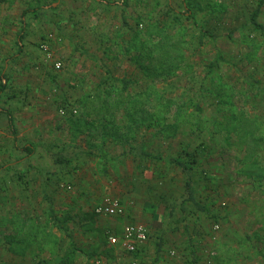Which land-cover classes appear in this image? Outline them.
Wrapping results in <instances>:
<instances>
[{
  "label": "rangeland",
  "instance_id": "1",
  "mask_svg": "<svg viewBox=\"0 0 264 264\" xmlns=\"http://www.w3.org/2000/svg\"><path fill=\"white\" fill-rule=\"evenodd\" d=\"M260 1L70 0L59 15L48 10L43 28L26 30L20 51L8 41L21 30L0 23V39L6 40L0 44V81L14 109L45 103L38 105L50 111V145L69 141L89 150L76 159L72 178L52 179L50 216L59 212L68 216V227L85 229L72 216L78 200L97 204L96 193L90 195L99 182L94 174L86 189L79 169L86 179L98 171V156L112 165L108 149L144 152L150 155L139 156L144 184L167 194L160 202L150 196L149 206L156 238L172 236L164 253L174 251L177 264L194 258V264H264V4L257 18L262 29L250 23ZM169 8L182 17L175 21ZM46 36L50 60L40 48ZM107 72L132 85L115 89ZM35 88L41 98L29 96ZM65 102L76 115H60ZM54 147L50 156L63 153ZM184 152L194 156L190 178L209 213L190 204L177 207L186 176L168 160ZM50 238L51 246L55 238L58 243L54 234Z\"/></svg>",
  "mask_w": 264,
  "mask_h": 264
},
{
  "label": "crops",
  "instance_id": "2",
  "mask_svg": "<svg viewBox=\"0 0 264 264\" xmlns=\"http://www.w3.org/2000/svg\"><path fill=\"white\" fill-rule=\"evenodd\" d=\"M63 3L70 4V0H1L0 23L12 26L13 32L21 30L17 39H10L8 44L17 43L18 50L22 48L26 30L43 28V20L48 21V10L55 16L59 15L60 10L63 11ZM69 13H72L71 10ZM57 28L61 29V24ZM20 34H23L22 40ZM5 42V39H0V44ZM48 42L50 44L51 38ZM30 70L33 71L32 68ZM0 82L6 84L4 79ZM6 90V86L2 90L0 88V264H131L133 260L137 264H177L178 257L164 253V249H169L173 244L172 236H164L161 242L160 238H156L159 236L158 230L151 225L155 216L149 210L152 205L150 196L157 197L160 202L161 197L167 194L156 192L148 182L144 184L147 178H142L139 160L142 152H124L126 149L116 154L117 151L111 149L110 152L108 149L110 157L115 160L112 165L109 159L98 156L101 160L96 162L98 171L91 170L86 179L84 169H79V178L88 181L84 183L86 189L90 187L89 182L94 174V179L99 182V190L92 188L90 195L92 197L96 193L92 198L97 204L94 206L85 199L78 200L72 216L74 220L82 219L85 229L73 230L68 227V216L59 212L50 216L47 196L50 190H54L50 185L52 179L65 178L68 181L72 178L73 168L77 166L76 159L85 153L83 151L89 150L84 144L69 141L66 145L63 141L50 145L46 133L50 119L48 106L38 105L45 103L35 100L23 109H14L11 94H7ZM40 93L35 88L28 94L31 98H41ZM8 139H11L10 145L5 149V140ZM53 146H58L54 147L55 150L63 153L50 156V147ZM106 152L103 149V153ZM67 165L68 168L64 170ZM99 173L112 176L106 179ZM105 197L119 199L125 209L124 215L95 216L94 208ZM66 203L70 205L71 201ZM162 205L166 207V204ZM121 224L122 230L119 227ZM128 224L145 226L150 236L140 244L134 256L125 253L120 245H110L108 238L103 239V235L107 234L120 237L123 227ZM50 232L58 240L57 243L55 238L52 246ZM51 255H54V259Z\"/></svg>",
  "mask_w": 264,
  "mask_h": 264
},
{
  "label": "built area",
  "instance_id": "3",
  "mask_svg": "<svg viewBox=\"0 0 264 264\" xmlns=\"http://www.w3.org/2000/svg\"><path fill=\"white\" fill-rule=\"evenodd\" d=\"M50 37L47 40L43 41L40 48L44 52L47 59L50 60L51 52L49 50V42ZM54 68L56 70H61L63 65L60 61H53ZM55 90H52V93L48 96L47 100L50 101L53 97V93ZM72 104H68V107L59 109V113L61 116H65L68 112L69 114H77L75 107L70 106ZM68 187V186H67ZM69 189V187H68ZM94 214L97 216H107V217H120L125 213V209L119 199L113 197H105L102 201L94 208ZM217 229V226L214 227ZM147 240V230L143 225L140 224H128L125 225L120 237L110 235L108 237V243L112 246L120 245L125 253L128 255L134 256L140 244ZM170 257H175L176 253L174 251L169 252ZM215 254L213 252L209 253V257H213ZM131 264H137L135 260L132 261ZM186 264H194L187 262Z\"/></svg>",
  "mask_w": 264,
  "mask_h": 264
},
{
  "label": "trees",
  "instance_id": "4",
  "mask_svg": "<svg viewBox=\"0 0 264 264\" xmlns=\"http://www.w3.org/2000/svg\"><path fill=\"white\" fill-rule=\"evenodd\" d=\"M263 4H264V1L261 0L258 3L256 10L252 13L251 18H250V23L254 26L255 29H262V27L257 22V18H258L259 12H260ZM168 11L170 12L171 16L174 17L173 19L175 21L179 20L182 17L181 14H177L176 12L171 10V8H169ZM122 25H124V26L126 25L125 19L122 20ZM19 37H20V40H22L21 38H23V34H20ZM21 49L22 48L20 47L19 51ZM105 80H106V82H111L112 86L115 89H120V91H126L132 85V82L130 80H127L126 78L116 79L111 74H109L108 72H107V76H106ZM5 86H6V84H3L2 82H0L1 90L4 89ZM67 107H68V103L65 102L60 106V109L61 108L66 109ZM141 156L144 158H150V155L146 154L144 152L141 153ZM193 157L194 156L191 153L184 152V157H181L179 155L177 157L169 158V160H168L171 164L178 167L181 170V172L186 176L185 183H184V192L185 193H184V196L180 199L179 203L177 204V207L180 208V210L181 209L183 210L184 205L190 204L199 213L206 214V213H209V210L207 209V207L204 204H202L201 202H199L196 199L195 190L193 188V185H192L193 183H192L191 178H190V174H191V171L193 169L192 168ZM158 249H159V247H158ZM189 263H196V258H194L192 260V262H189Z\"/></svg>",
  "mask_w": 264,
  "mask_h": 264
}]
</instances>
